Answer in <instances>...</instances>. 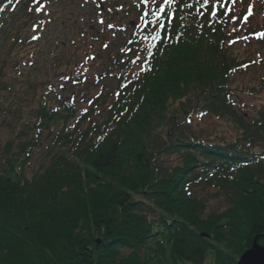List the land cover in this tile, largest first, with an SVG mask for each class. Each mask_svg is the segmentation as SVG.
<instances>
[{
  "label": "trees",
  "instance_id": "16d2710c",
  "mask_svg": "<svg viewBox=\"0 0 264 264\" xmlns=\"http://www.w3.org/2000/svg\"><path fill=\"white\" fill-rule=\"evenodd\" d=\"M13 1L0 0L11 50L25 46L4 37ZM21 1L38 44L44 3ZM238 1L227 12L224 0H168L165 21L149 13L108 44L118 54L97 79L81 63L45 85L39 107L26 97L20 109L16 73L34 64L1 60L0 112L17 144L0 145V264H237L255 240L264 247V103L245 102L263 90L230 82L262 67L252 46L263 52L264 35ZM208 119L233 133L203 137ZM221 197L220 212L209 204Z\"/></svg>",
  "mask_w": 264,
  "mask_h": 264
},
{
  "label": "rangeland",
  "instance_id": "374dc122",
  "mask_svg": "<svg viewBox=\"0 0 264 264\" xmlns=\"http://www.w3.org/2000/svg\"><path fill=\"white\" fill-rule=\"evenodd\" d=\"M16 0H14L15 3ZM104 0V6L102 12H99L96 6L100 4V0H47L49 14L46 17L48 21L46 28L44 30L43 39L38 42V44L32 43L34 41V35L29 29L30 25L27 27L23 25V21L20 18V8L18 11L12 12L3 18L4 22V37L6 34H11V36L17 35L25 41V46H16L14 50H11V40L8 42L10 37H6L3 42L0 43V66L2 65L1 60L7 54L9 57L14 58V60L19 59L22 62H32L34 66L30 67L28 64L25 68L21 69L22 75L13 72L11 66L8 65L5 73L10 76H14L16 73L19 83L25 85L22 87L23 98L20 105V109L26 107L24 101L26 97L30 98L29 107H39L42 105V93L45 91V85L56 84L65 75H74L75 68L79 67L81 63H85V66L81 71L87 77L91 79H96L100 73L105 71L108 67L112 55H117L118 52L115 48L112 50H102L100 46L94 42L92 35L102 34V41L112 43L115 42L118 36L126 37L119 29L129 30L130 25L136 24L138 15L142 9V0ZM246 2V3H245ZM240 6L248 4L247 8L252 12V16L249 19L250 28H257L258 31L264 30V7L262 5V0H241L238 2ZM23 4V2H22ZM21 4V5H22ZM238 4H235L238 5ZM103 19L104 23L99 24L98 20ZM234 30V28L232 29ZM31 31V32H30ZM40 32V31H39ZM30 36V39L28 38ZM32 36H34L32 38ZM255 46V51L259 52L260 55L263 53L260 45ZM23 47V48H22ZM97 49L100 51L101 57L99 62H95L96 59H92L96 56ZM263 65L259 69H252V72L246 75H236L235 78H231L232 88H244V87H257L261 86L263 92L254 99L246 98L245 102L254 103L261 106L264 103V55ZM8 57V58H9ZM259 58V56H258ZM72 75V76H73ZM33 84L35 89L32 87L26 88L27 84ZM10 84V83H9ZM8 84V85H9ZM103 85V83H101ZM104 85H107L104 83ZM21 88V85H19ZM99 88L98 86H96ZM86 90V88L84 89ZM94 89H92V92ZM96 91V90H95ZM94 91V92H95ZM91 92V93H92ZM32 100V101H31ZM9 103H6V106ZM7 108V107H6ZM7 111V110H6ZM22 111H25L24 109ZM6 115L4 112H0V145L3 146L11 143V140L15 141V134L11 131V122L5 121ZM211 121L212 123H209ZM4 124V126H2ZM197 132L201 133L202 136H211L216 140L220 138L227 137L233 130L227 126L218 125L211 119H208L205 123L201 124L197 128ZM221 142V141H217ZM17 144V143H16ZM221 144V143H220ZM42 158L40 153L35 151L34 156L30 159V167L27 169V175L30 178L35 172L39 164H41ZM171 164H177V158L172 157L170 159ZM35 169V170H34ZM196 191V190H195ZM199 193L202 192L199 189ZM211 204V205H210ZM209 206L219 208L220 212L223 206L226 207V201L221 197V199L215 201L212 200ZM203 236H208L203 234ZM240 260L238 259L237 263ZM208 264H213L208 262Z\"/></svg>",
  "mask_w": 264,
  "mask_h": 264
},
{
  "label": "water",
  "instance_id": "95a60500",
  "mask_svg": "<svg viewBox=\"0 0 264 264\" xmlns=\"http://www.w3.org/2000/svg\"><path fill=\"white\" fill-rule=\"evenodd\" d=\"M238 264H264V247L255 240L252 247L240 258Z\"/></svg>",
  "mask_w": 264,
  "mask_h": 264
},
{
  "label": "snow or ice",
  "instance_id": "6c2138e0",
  "mask_svg": "<svg viewBox=\"0 0 264 264\" xmlns=\"http://www.w3.org/2000/svg\"><path fill=\"white\" fill-rule=\"evenodd\" d=\"M39 2V0H37V3ZM245 19H247V17H245Z\"/></svg>",
  "mask_w": 264,
  "mask_h": 264
}]
</instances>
